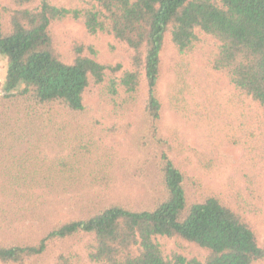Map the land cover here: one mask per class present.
Segmentation results:
<instances>
[{
    "label": "trees",
    "instance_id": "1",
    "mask_svg": "<svg viewBox=\"0 0 264 264\" xmlns=\"http://www.w3.org/2000/svg\"><path fill=\"white\" fill-rule=\"evenodd\" d=\"M6 1L0 0V55L8 59L0 89L5 108L0 111V154L6 160L2 203L27 207L46 195L110 185L115 164L103 154L104 142L93 127L83 122L71 130L65 156L43 155L51 134L61 141L77 115L88 113L87 91L106 104L103 118L115 122L107 130L118 131L123 117L138 120L135 145L155 167L161 194L154 207L143 208L110 203L99 209L89 197L87 216L46 229L38 241L0 242V264H38L53 244L75 238L82 240L91 264L264 263V244L236 210L214 194L189 199V178L170 156L171 140L161 135L168 32L181 56L196 47L197 29L212 36L216 46L206 52L207 67L264 111V0H88L75 7L50 0ZM67 19L81 20L92 35H112L111 49L124 47L129 67L122 61L101 63L93 45L78 41L73 61H64L52 27ZM160 237L192 243L206 256L166 255ZM53 264L86 263L76 248L68 247Z\"/></svg>",
    "mask_w": 264,
    "mask_h": 264
},
{
    "label": "rangeland",
    "instance_id": "2",
    "mask_svg": "<svg viewBox=\"0 0 264 264\" xmlns=\"http://www.w3.org/2000/svg\"><path fill=\"white\" fill-rule=\"evenodd\" d=\"M2 1L8 4L6 0ZM50 1L75 7L88 0ZM196 33L200 40L186 56L178 54L170 32L166 35L161 83L164 101L161 135L171 140L170 156L189 178L186 182L189 199L195 200L206 194L218 196L252 225L259 242L264 244V111L255 101L240 95L222 74L207 67L206 52L215 48L216 40L199 29ZM52 35L58 54L66 62L73 61V46L78 41L93 45L101 63L122 61L126 68L129 67L126 49H111L112 35H92L81 20L67 19L55 24ZM7 66L8 59L0 55V89ZM93 94L91 91L85 93L88 113L77 115V121L63 132L61 141H58L57 134L45 132L50 137L42 146L43 155L49 159L65 156L71 148L67 140L71 130L78 126V121L83 122L93 127L96 138L104 142L102 146L100 144L104 148L103 154L115 164L116 175L112 182L109 186L80 190L78 194L71 189L67 193L46 195V201L43 199L34 205L33 200L27 207L18 205L12 209L2 203L4 197L0 195V242L23 238L38 241L46 229L87 216L89 197L99 209L110 203L134 208L154 207L160 199V184L154 166L144 161L145 155L135 145L138 120L123 117L118 131L107 130L115 122L103 118L101 108L106 104ZM4 109L0 106V111ZM59 122L61 119L54 126ZM5 171L6 160L0 154V184ZM159 241L166 255L179 252L201 260L206 256L204 250L179 238L160 237ZM68 247L76 248L85 263L91 264L85 257L83 242L78 238L53 244L38 264H53L58 253Z\"/></svg>",
    "mask_w": 264,
    "mask_h": 264
}]
</instances>
